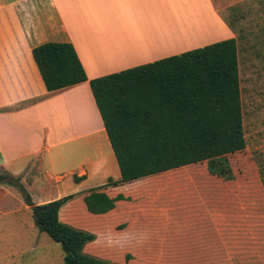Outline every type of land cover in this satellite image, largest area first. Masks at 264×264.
Returning <instances> with one entry per match:
<instances>
[{
	"label": "crops",
	"instance_id": "obj_1",
	"mask_svg": "<svg viewBox=\"0 0 264 264\" xmlns=\"http://www.w3.org/2000/svg\"><path fill=\"white\" fill-rule=\"evenodd\" d=\"M239 2L0 0V176H25L36 207L76 195L60 221L94 235L85 250L102 260L106 236L124 255L113 264H264L253 245L264 216L236 213L224 183L177 181L179 169L112 184L121 172L89 82L48 92L33 57L41 45L71 44L91 81L229 39L239 47ZM98 188L124 199L92 215L84 197ZM11 220L40 232L18 189L0 183V239Z\"/></svg>",
	"mask_w": 264,
	"mask_h": 264
},
{
	"label": "trees",
	"instance_id": "obj_2",
	"mask_svg": "<svg viewBox=\"0 0 264 264\" xmlns=\"http://www.w3.org/2000/svg\"><path fill=\"white\" fill-rule=\"evenodd\" d=\"M33 57L48 92L89 82L121 172V180L112 184L200 164H207L211 176L235 179L228 157L247 149L237 40L91 81L71 44L41 45ZM0 183L18 189L34 206L19 180ZM75 197L42 206L39 230L61 245L65 264H113L84 253L94 235L60 221V210ZM123 199L98 188L84 203L90 214L104 215Z\"/></svg>",
	"mask_w": 264,
	"mask_h": 264
},
{
	"label": "rangeland",
	"instance_id": "obj_3",
	"mask_svg": "<svg viewBox=\"0 0 264 264\" xmlns=\"http://www.w3.org/2000/svg\"><path fill=\"white\" fill-rule=\"evenodd\" d=\"M238 2L240 4L233 13L239 16L236 26L240 34V79L247 149L228 157L235 176L233 181L211 176L207 164L181 169L175 177L177 181L185 182L224 183L226 198L237 200L236 213L264 216V0ZM25 178L12 180L22 182ZM220 196H223L222 193ZM16 221L20 225L26 223L23 214ZM5 224L1 229L9 237L0 239V264H65L61 245L53 242L46 233L18 230L14 225L15 220ZM259 224V237L257 241L253 238V245L257 242L256 246L263 252L264 222L260 220ZM106 241V236L100 239L101 257L122 261L124 255L120 251H109ZM32 249L34 252H30ZM90 251L84 250V253L90 255ZM258 256L262 258L264 255L259 253Z\"/></svg>",
	"mask_w": 264,
	"mask_h": 264
},
{
	"label": "water",
	"instance_id": "obj_4",
	"mask_svg": "<svg viewBox=\"0 0 264 264\" xmlns=\"http://www.w3.org/2000/svg\"><path fill=\"white\" fill-rule=\"evenodd\" d=\"M0 180L4 181L8 180V178L0 176ZM32 212L36 218L37 223L40 224V214L43 212V209L41 207L34 206L32 207Z\"/></svg>",
	"mask_w": 264,
	"mask_h": 264
}]
</instances>
